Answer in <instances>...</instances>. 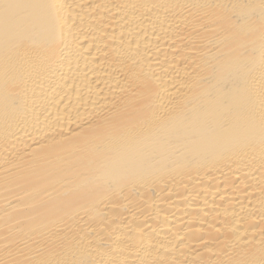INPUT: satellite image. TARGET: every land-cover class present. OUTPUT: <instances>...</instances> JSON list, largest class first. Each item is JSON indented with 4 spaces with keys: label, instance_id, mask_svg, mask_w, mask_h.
Returning a JSON list of instances; mask_svg holds the SVG:
<instances>
[{
    "label": "bare ground",
    "instance_id": "bare-ground-1",
    "mask_svg": "<svg viewBox=\"0 0 264 264\" xmlns=\"http://www.w3.org/2000/svg\"><path fill=\"white\" fill-rule=\"evenodd\" d=\"M0 264H264V0H0Z\"/></svg>",
    "mask_w": 264,
    "mask_h": 264
}]
</instances>
